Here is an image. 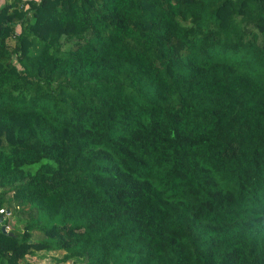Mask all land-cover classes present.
Listing matches in <instances>:
<instances>
[{"label":"trees","instance_id":"trees-1","mask_svg":"<svg viewBox=\"0 0 264 264\" xmlns=\"http://www.w3.org/2000/svg\"><path fill=\"white\" fill-rule=\"evenodd\" d=\"M0 209V264H264V0H0Z\"/></svg>","mask_w":264,"mask_h":264},{"label":"crops","instance_id":"crops-1","mask_svg":"<svg viewBox=\"0 0 264 264\" xmlns=\"http://www.w3.org/2000/svg\"><path fill=\"white\" fill-rule=\"evenodd\" d=\"M30 261L36 263V264H54L52 263L51 259L45 255L42 256H31L28 258ZM67 263V262H66ZM65 264V263H64Z\"/></svg>","mask_w":264,"mask_h":264},{"label":"built area","instance_id":"built-area-1","mask_svg":"<svg viewBox=\"0 0 264 264\" xmlns=\"http://www.w3.org/2000/svg\"><path fill=\"white\" fill-rule=\"evenodd\" d=\"M0 213H4L6 216H9L10 213L8 210H4V209H0ZM6 228L8 229V227L6 226ZM20 264H23V263H20Z\"/></svg>","mask_w":264,"mask_h":264},{"label":"rangeland","instance_id":"rangeland-1","mask_svg":"<svg viewBox=\"0 0 264 264\" xmlns=\"http://www.w3.org/2000/svg\"><path fill=\"white\" fill-rule=\"evenodd\" d=\"M10 218L12 219L11 221H10V225H11V227H12V223L14 222L13 220H14V217L13 216H10ZM78 262V263H77ZM77 264H80L79 263V261L77 260ZM65 264H73L72 262H70V261H68L67 263H65Z\"/></svg>","mask_w":264,"mask_h":264},{"label":"water","instance_id":"water-1","mask_svg":"<svg viewBox=\"0 0 264 264\" xmlns=\"http://www.w3.org/2000/svg\"><path fill=\"white\" fill-rule=\"evenodd\" d=\"M1 229H2L3 232H7L5 225H2Z\"/></svg>","mask_w":264,"mask_h":264},{"label":"clouds","instance_id":"clouds-1","mask_svg":"<svg viewBox=\"0 0 264 264\" xmlns=\"http://www.w3.org/2000/svg\"><path fill=\"white\" fill-rule=\"evenodd\" d=\"M6 227V226H5ZM7 229V228H6Z\"/></svg>","mask_w":264,"mask_h":264}]
</instances>
